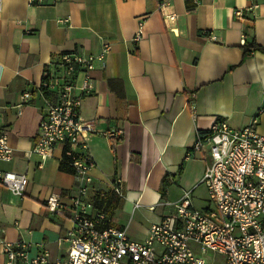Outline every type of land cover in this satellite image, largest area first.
<instances>
[{
  "label": "crops",
  "instance_id": "crops-1",
  "mask_svg": "<svg viewBox=\"0 0 264 264\" xmlns=\"http://www.w3.org/2000/svg\"><path fill=\"white\" fill-rule=\"evenodd\" d=\"M252 41L264 47V0H0V130L12 149L0 170L28 180L22 197L0 186L3 239L30 243V257L44 249L61 257L68 246L81 183L59 170L61 148L44 162L28 154L50 100L39 89L43 73L59 55L110 47L103 64L94 62L80 107L95 164L85 200L142 242L184 193L197 209L212 208L209 200L196 206L206 162L190 151L215 119L264 135V53L243 56ZM117 130V138L103 135ZM51 195L65 216L46 210Z\"/></svg>",
  "mask_w": 264,
  "mask_h": 264
},
{
  "label": "built area",
  "instance_id": "built-area-1",
  "mask_svg": "<svg viewBox=\"0 0 264 264\" xmlns=\"http://www.w3.org/2000/svg\"><path fill=\"white\" fill-rule=\"evenodd\" d=\"M191 1L199 4V0ZM174 17L165 15L171 21ZM139 35L138 31L133 42ZM109 49L104 44L97 55H59L43 73L39 87L50 100L28 154L44 162L61 148L81 183L69 207L67 249L61 257L53 258L45 249L30 257V243L5 241L0 228L3 264H264V135L252 126L232 129L215 119L205 134L197 136L190 152L202 154L206 162L201 183L212 208L197 209L189 193H184L174 205V214L151 225L142 242L130 240L125 229L112 226L102 210L85 200L95 164L88 153L92 125L81 119L80 107L91 93L94 62L103 64ZM190 105L194 108L192 101ZM103 135L117 138L122 131ZM11 159L8 135L0 130V164ZM27 184L25 175L0 170V186L14 196L22 197ZM45 208L52 215L67 213L57 195L46 199Z\"/></svg>",
  "mask_w": 264,
  "mask_h": 264
},
{
  "label": "trees",
  "instance_id": "trees-1",
  "mask_svg": "<svg viewBox=\"0 0 264 264\" xmlns=\"http://www.w3.org/2000/svg\"><path fill=\"white\" fill-rule=\"evenodd\" d=\"M254 52L264 53V47L257 45L254 41H252L249 44H245L243 46V56L244 57H246V56H248ZM59 170L61 172H65V173H69V174L74 173L71 166H70V160L66 157H63V159L61 160V162L59 164Z\"/></svg>",
  "mask_w": 264,
  "mask_h": 264
},
{
  "label": "rangeland",
  "instance_id": "rangeland-1",
  "mask_svg": "<svg viewBox=\"0 0 264 264\" xmlns=\"http://www.w3.org/2000/svg\"><path fill=\"white\" fill-rule=\"evenodd\" d=\"M195 198H197V203H196V206L197 207H202L203 203H204V200H208V195H207V192L206 190L204 189V187H200L197 189V191L195 192ZM215 257L218 258V256L215 255Z\"/></svg>",
  "mask_w": 264,
  "mask_h": 264
}]
</instances>
